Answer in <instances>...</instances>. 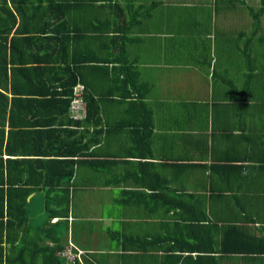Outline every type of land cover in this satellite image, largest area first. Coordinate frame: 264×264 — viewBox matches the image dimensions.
I'll list each match as a JSON object with an SVG mask.
<instances>
[{"label":"crops","instance_id":"0c3cea01","mask_svg":"<svg viewBox=\"0 0 264 264\" xmlns=\"http://www.w3.org/2000/svg\"><path fill=\"white\" fill-rule=\"evenodd\" d=\"M115 1L127 23L137 17L125 73L138 74L153 112V156L123 162L135 126L113 133L129 108L127 99L112 98L128 92L117 63L98 87L108 97L101 117L111 134L77 168L82 194L63 242L103 264H124L114 254L143 236L156 239L150 264H169L165 241L193 245L177 252L193 260L213 250L216 264H264V0ZM144 129L150 132L146 122ZM160 193L176 199L178 215L169 216Z\"/></svg>","mask_w":264,"mask_h":264},{"label":"trees","instance_id":"16d2710c","mask_svg":"<svg viewBox=\"0 0 264 264\" xmlns=\"http://www.w3.org/2000/svg\"><path fill=\"white\" fill-rule=\"evenodd\" d=\"M126 12L115 0H0V264H66L59 225L66 223L68 231L69 213L82 194L77 168L92 162L96 143L111 134L101 117L108 97L98 87L108 74L114 75L117 63L121 91L128 92L112 98L127 99L129 108L113 133L135 126L129 136L132 148L123 162L144 163L142 156H153V112L138 91V74L125 73L132 69L129 32L137 19L133 16L134 23H127ZM78 96L86 116L75 120L72 103ZM138 107L143 108L140 117ZM160 196L164 199L162 193L156 198ZM37 197L45 200L44 210L33 215L30 208ZM175 202L163 201L169 216L178 215ZM54 219L58 221L52 223ZM165 242L160 249L169 254V264L217 259L216 251L206 250L193 260L177 253L193 245L177 248ZM155 244L156 239L132 238L114 255L126 264V256L149 254ZM89 254L77 264H103Z\"/></svg>","mask_w":264,"mask_h":264},{"label":"built area","instance_id":"2783aa9c","mask_svg":"<svg viewBox=\"0 0 264 264\" xmlns=\"http://www.w3.org/2000/svg\"><path fill=\"white\" fill-rule=\"evenodd\" d=\"M72 115L73 119H80L86 116V108L81 96H78L72 103ZM84 251L79 249L73 241H69L65 246L62 257L66 264H77L83 262Z\"/></svg>","mask_w":264,"mask_h":264},{"label":"rangeland","instance_id":"374dc122","mask_svg":"<svg viewBox=\"0 0 264 264\" xmlns=\"http://www.w3.org/2000/svg\"><path fill=\"white\" fill-rule=\"evenodd\" d=\"M102 198L103 197L99 198V200ZM40 199H43V198L42 197L41 198H39V197L35 198L33 201V204L31 205L30 211L32 212L33 215L35 213H40V212H42V210H44L41 202H44V204H45V201L43 200V201L39 202ZM38 202H39V204H38ZM41 206H42V208H40ZM37 207L40 209H37ZM109 210L110 209H108V211ZM107 212H105V213L107 214ZM59 227H60V229H59L57 234L61 236L62 240H64L67 237V235H66L67 231L65 230L66 226H64V225L60 226L59 225ZM149 229H147V231H149ZM151 230H152V228H151ZM121 231H124V229L122 228ZM142 238H146V237L143 236ZM150 239H151L150 237L146 238V240H150ZM153 258L154 257H151L147 252H137V253H134V255H132V256H126L125 257V263L126 264H150V261L153 260Z\"/></svg>","mask_w":264,"mask_h":264}]
</instances>
